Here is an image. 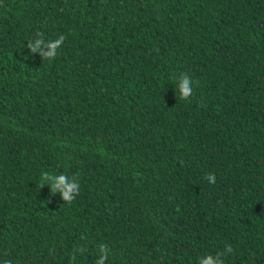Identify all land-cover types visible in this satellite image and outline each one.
Segmentation results:
<instances>
[{
    "label": "trees",
    "instance_id": "1",
    "mask_svg": "<svg viewBox=\"0 0 264 264\" xmlns=\"http://www.w3.org/2000/svg\"><path fill=\"white\" fill-rule=\"evenodd\" d=\"M37 33L66 37L54 60ZM101 244L105 264L229 245L224 264H264V0H0V264H95Z\"/></svg>",
    "mask_w": 264,
    "mask_h": 264
},
{
    "label": "clouds",
    "instance_id": "2",
    "mask_svg": "<svg viewBox=\"0 0 264 264\" xmlns=\"http://www.w3.org/2000/svg\"><path fill=\"white\" fill-rule=\"evenodd\" d=\"M37 39L34 43L31 41L28 44V48L31 53L35 54L37 52L43 53L44 60L52 61L54 60L58 52L57 50L64 43L66 37L61 35L58 39L51 40L46 45L48 48L47 52H44V36L43 33H37ZM198 83V81H197ZM179 96L183 100H187L193 92V80L187 74H184L178 83ZM206 179L209 183L214 184L216 182L215 174H209ZM51 184V192L54 194L56 192H61L63 195V200L68 204H71L76 197L80 193V184L77 181V178L73 176L69 179L66 175H54L49 172H44L41 176V182L38 185L39 188H43L46 184ZM98 252L100 253V258L95 261V264H105V261L109 257L110 249L107 244H101L98 248ZM232 247L226 246V249L217 253L216 256L208 255L206 257H201L198 261V264H224V260L221 258L222 256H226L228 253H232ZM75 257L73 256V259ZM5 264H11V261H5Z\"/></svg>",
    "mask_w": 264,
    "mask_h": 264
}]
</instances>
